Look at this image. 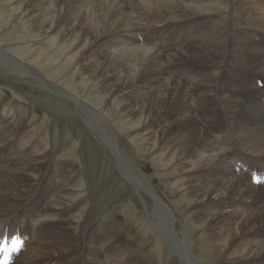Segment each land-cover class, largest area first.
Segmentation results:
<instances>
[{
  "label": "bare ground",
  "instance_id": "6f19581e",
  "mask_svg": "<svg viewBox=\"0 0 264 264\" xmlns=\"http://www.w3.org/2000/svg\"><path fill=\"white\" fill-rule=\"evenodd\" d=\"M213 1L22 0L25 4L22 13L32 21L38 34L52 31L59 39L70 40L72 47L76 49L79 45L91 47L96 40L105 38L103 35L109 31L120 29L122 32L128 30L140 33L141 30H146L145 27L150 30V26L157 22L180 24L179 31L183 32L184 26L181 24L186 19L197 18L203 13V8H208ZM90 9L92 11L88 12ZM40 14L44 15L42 18L50 15L51 20H41ZM90 16L97 23L96 28L92 27ZM52 21L54 23L51 24ZM204 30L205 34H201L200 38L202 35L206 36L198 43H193L192 52L182 45L178 34L168 32L169 39L157 34L151 50L145 49V55L143 51L140 54L142 49L136 55L124 52L125 55L114 54L113 57L103 52L98 54V60L89 66L88 71L100 84L102 91L107 93L110 102L122 104L121 111L124 112L125 121L133 119L135 129L144 124L159 128L171 136V143L176 142L178 148L174 143L168 149L176 152L173 156L174 163L172 162L168 171L165 169L167 172L162 173L172 185L170 190L178 192L181 198L179 203L172 204V210L185 213L181 220L186 222L191 243L188 242L193 245L194 236L200 237L197 251L195 250L196 263L264 264V260L253 258L256 256L255 258L264 259V185H253L250 182L252 169L259 170L260 178L264 176V169L259 167L264 165V157L250 160L245 157L244 148L245 144L252 147L260 146H254V143L264 144V88L259 87V84L264 85V76H261L264 75V63L260 64L257 56L252 60L257 61L252 64L258 69L255 68L257 72H250L239 79L244 84L237 83L234 87V80L224 83L220 59L222 51H225V38L220 23L215 28L206 27ZM151 32L154 33L153 30ZM135 36L131 37V41L136 40ZM194 37L191 40L197 41ZM225 41L224 43L227 42ZM176 60L196 61L199 68L170 76L169 85H158L151 81L144 85H140V81L138 83L141 75L144 77L152 74L151 79L160 78L158 75L162 76L167 71L166 66ZM245 60V63L251 62V59ZM23 66L31 72L36 71L32 66ZM248 69L254 68L248 66ZM58 77L56 76L61 79ZM58 91L68 98L73 97L66 87H61ZM224 91L228 93V99L220 98L219 94ZM75 96L81 99L76 101L79 106L90 110L102 122L103 115L96 107L90 106L78 93ZM198 96L202 99H198ZM1 109L0 238L6 235V228L9 233L18 230L27 235L23 237V248L16 254L13 264H68L69 260L76 257L71 252V242H76L77 229L79 249L76 246L75 252L78 249L79 254L76 264H140L139 257L142 258L141 253H145V245L141 243L138 250L123 247L122 242L126 239L121 236L118 225L109 224L107 228H112L110 232L103 228V222L98 221L94 229L90 230L79 217L83 213L81 210L69 217L62 214L63 208L60 206L67 200L65 195L72 192V170L65 167L66 164L63 166L60 161L56 162L57 169L53 163L42 164L41 161L51 152V145L42 137L39 139L44 143H40L36 132L29 133L23 129L27 128L23 114L15 115ZM96 124L98 126L101 123L96 121ZM221 126L230 127L231 130ZM223 130L225 131L222 133ZM140 137L143 139V135ZM213 137L227 140L228 145L231 144L234 148L221 147L220 142L211 139ZM204 151H209L210 157L194 163L195 157ZM187 158L192 159L194 164H184ZM237 161L241 162V168L235 167ZM252 164H257L258 167ZM244 166H247V171L243 170ZM218 203L222 207H230L217 211ZM162 223L166 225L164 220ZM158 226L155 224L156 233L150 229V234L156 246L161 248L157 236L160 234ZM130 255H134V258L130 259Z\"/></svg>",
  "mask_w": 264,
  "mask_h": 264
},
{
  "label": "rangeland",
  "instance_id": "374dc122",
  "mask_svg": "<svg viewBox=\"0 0 264 264\" xmlns=\"http://www.w3.org/2000/svg\"><path fill=\"white\" fill-rule=\"evenodd\" d=\"M24 5L22 0H0V109L4 108L15 115L23 114L22 117L26 119L27 126L23 129L36 132L38 141L39 137H42L46 143L51 145V152L41 161L42 164L53 163L57 169L56 162H62L63 166L66 164L65 167L68 166L72 170V177H74L72 192L65 195L67 200L64 205L60 206L63 208L62 214H67L69 217L72 213L81 210L83 213L79 217L90 230L94 229L98 221L105 224L103 228H107L109 224L118 225L122 232L121 236L124 240L126 239L122 242L123 247L138 250L141 243L145 245V253H141L142 258L138 256L140 264H199L196 263L198 262L196 249L200 237L195 235L194 244L190 245L186 222L181 220L185 213L172 210V204L179 203L181 198L178 192L173 193L170 190L172 185L167 182L166 175L162 173L167 172L174 161L173 156L176 152L168 151V149L176 142L171 143V136L166 135L159 128L157 130L151 125L144 124L135 129L133 119L125 121L124 112L121 111L122 104L110 102L107 93L102 91L100 84L91 77L88 70L103 52L113 57L116 54L125 55V53L136 55L142 49L140 54L142 51L144 54L145 49L151 50L155 43V35L169 39L168 32L178 34L182 45L192 52L193 43H198L204 39L203 36H206L202 35L200 38L201 34H205L204 29L206 27L215 28L220 23L221 31L227 41L224 40L226 43L223 41L225 51H222L223 56L220 59L222 81L231 83L234 80V87L237 83L244 84L239 79L250 72H257L258 67L252 64L257 61L252 60L257 56L260 59L259 63H264V0H214L208 8H203V13L197 18L186 19L181 24L184 26L183 32L179 31L180 24L157 22L150 26V30L145 27L146 30H141L140 33H131L128 30L122 32L120 29L112 30L103 35L105 38L101 37L100 41L96 40L90 45L91 47L86 48L84 45H79L76 49L72 47L70 40L66 38V40H61L52 31H49L51 34L48 32L43 35L38 34L32 21L26 19L22 13ZM90 11L92 10L88 12ZM39 16L41 20L47 22L51 20L50 15L45 16L46 19L42 18L44 17L42 14ZM89 20H91L92 27L96 28L97 23L92 20L91 16ZM53 21L51 24L54 23ZM135 34L139 35L136 37ZM134 36L136 40L131 41V37L134 38ZM192 36H195L197 41L191 40ZM244 58L251 59V62L245 63ZM23 64L34 67L36 71L27 70ZM248 66L254 69L249 70ZM166 67L167 71L162 76L158 75L160 78L151 79L152 74L144 77L141 75L138 83L140 81V85H144L145 82L150 83L151 81L158 85H169L172 75L182 72L185 74L194 68L197 69L198 66L196 61L176 60ZM133 75L134 72L131 76ZM56 76L61 79H57ZM61 87H66L71 91L73 97L68 98L58 91ZM259 87L264 88L263 83L259 84ZM204 89H206L205 86ZM75 93L101 112L102 122L97 116L95 118L90 110L86 108L87 111L78 105L76 101L81 99L75 96ZM219 96L221 99L229 98L225 91ZM198 99L202 98L198 96ZM143 120L145 121V118ZM96 121L101 124L97 126ZM221 127H226L228 131L231 130L227 126ZM211 139L213 140L214 137ZM218 139L219 137L214 140L220 142L221 147L234 148L231 144L228 145L227 140ZM41 140L40 143H44ZM253 145L260 146L252 147L245 144V157L250 160L262 159L264 144L254 143ZM176 147L178 148L177 144ZM208 152L199 153L193 162L210 157ZM185 160L187 161L184 164L187 166L194 164L190 158ZM252 165L255 167L257 164ZM259 167L264 169V165ZM221 205L220 203L216 205L217 211L230 207ZM163 220L166 223L165 226L162 223ZM155 224L159 225L160 234L157 236L161 242V248L156 246L150 234V229L155 232ZM107 229L110 232L112 230V228ZM75 238L76 242H71V252L76 257L69 260L68 264L78 262V229ZM181 242L183 244L180 245ZM76 246L78 249L75 252ZM255 257L253 258L264 260ZM133 258L134 255H130V259Z\"/></svg>",
  "mask_w": 264,
  "mask_h": 264
},
{
  "label": "snow or ice",
  "instance_id": "6c2138e0",
  "mask_svg": "<svg viewBox=\"0 0 264 264\" xmlns=\"http://www.w3.org/2000/svg\"><path fill=\"white\" fill-rule=\"evenodd\" d=\"M4 244H5V241L0 240V251L4 250ZM13 251H15V249H13Z\"/></svg>",
  "mask_w": 264,
  "mask_h": 264
}]
</instances>
